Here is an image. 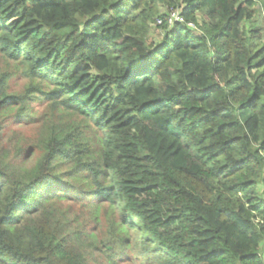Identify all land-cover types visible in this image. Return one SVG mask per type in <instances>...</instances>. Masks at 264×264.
<instances>
[{
    "label": "trees",
    "instance_id": "trees-1",
    "mask_svg": "<svg viewBox=\"0 0 264 264\" xmlns=\"http://www.w3.org/2000/svg\"><path fill=\"white\" fill-rule=\"evenodd\" d=\"M0 54V264H264V0H0Z\"/></svg>",
    "mask_w": 264,
    "mask_h": 264
},
{
    "label": "rangeland",
    "instance_id": "rangeland-1",
    "mask_svg": "<svg viewBox=\"0 0 264 264\" xmlns=\"http://www.w3.org/2000/svg\"><path fill=\"white\" fill-rule=\"evenodd\" d=\"M163 10V13L165 14H167L168 13V10L166 9V8H163L162 9ZM155 30V29H154ZM161 33H157V30L155 31V33H154V37H155V39H159L160 37H161ZM5 70H10V71H12L13 73L15 72V70H14V68H10L9 66H8V63L6 62V60H5V58H3L2 56H1V54H0V71H5ZM16 73V72H15ZM14 73V74H15ZM24 84H25V82L23 81V80H21L19 77H16L15 79H14V87L17 89V90H20V89H23V87H24ZM44 104H42V106H43ZM41 107V106H40ZM43 107H45V106H43ZM40 110V109H39ZM41 111V110H40ZM12 129V127L10 128V130H9V132L11 133V132H14V130H16V129H18L17 127H16V129H14V130H11ZM23 132H24V130H23ZM22 132V133H23Z\"/></svg>",
    "mask_w": 264,
    "mask_h": 264
},
{
    "label": "built area",
    "instance_id": "built-area-1",
    "mask_svg": "<svg viewBox=\"0 0 264 264\" xmlns=\"http://www.w3.org/2000/svg\"><path fill=\"white\" fill-rule=\"evenodd\" d=\"M174 21H177V22H184L183 18H181L180 14L177 12V13H173L171 15V18H170V23H173ZM158 24H162V20H159L158 21Z\"/></svg>",
    "mask_w": 264,
    "mask_h": 264
}]
</instances>
